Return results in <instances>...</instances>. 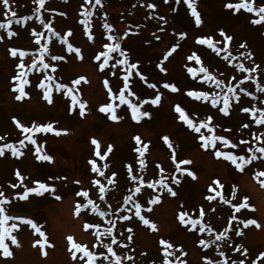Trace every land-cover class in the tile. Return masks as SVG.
I'll list each match as a JSON object with an SVG mask.
<instances>
[{
    "label": "rangeland",
    "instance_id": "1",
    "mask_svg": "<svg viewBox=\"0 0 264 264\" xmlns=\"http://www.w3.org/2000/svg\"><path fill=\"white\" fill-rule=\"evenodd\" d=\"M94 3V0H91ZM155 2V10L148 9L147 3ZM239 2V0H197V10L201 14L203 23L197 27L194 18L187 9L186 4L181 0L179 4L176 0H102V7L97 6L93 10L91 17L92 35L94 40H89L84 31V26L80 23L84 0H46L44 8L40 10V16L45 22H51L52 27L62 36L69 30L72 35L68 41L81 50L83 59H79L76 54L67 51V46L62 44L57 37H52L51 42L42 39L41 43H48L49 54L45 56V62L57 65L55 73L51 69H34L29 79L30 86H26L29 96L23 100H17L18 93L12 89L14 87L13 77L19 69V57H12L11 48L35 53L38 45L31 35L33 29L43 33L45 37L50 33L40 24L34 11L37 7L34 0H10V7L16 13V18L32 17L25 23L16 24L15 19L11 30L17 35L12 38L7 37L5 30H0V35L5 38L0 41V144L13 143L19 147L18 141L23 139V134L14 123L13 118L18 119L25 126L36 124L52 123L54 128L61 130L60 135L54 132L35 133L34 138L37 145H31L27 140L26 147L21 149L24 152L22 157H13L10 150L5 151V155L0 157V191L4 192L9 203L5 205L9 215L25 217L34 220L45 232L48 243L44 245L42 254L40 245H34V241L41 239L39 234L21 221H16L19 225L13 234L17 236L19 247L12 245L11 257H4L0 254V264H82L77 259L73 260L68 251V236L74 237L78 243L85 244L90 250L104 251L111 260V254L98 245L95 237L96 228L85 230L84 225H99L100 231L109 227V221L115 222L112 235L116 237L117 243L113 245L114 251L121 256V264H163L161 239L168 240L174 245L172 251L175 255H180V250L186 255L180 256L186 264H206V259H210L214 264H228L232 261L244 260V264H264V258L257 259L261 252H264V186L260 181L264 176L258 177L260 172H264V158L253 160L245 166V170L240 172L235 169L230 162L217 159L214 151H205L200 147L197 134L189 130L177 119L174 105L179 103L196 119L205 120L212 116V125L216 129V134L225 135L239 146L236 149L225 148L218 143V147L224 151H233L236 154L251 155L247 153V148L251 146L253 150L260 145L256 137L264 134V126L254 123L249 113L241 111L243 107L264 108V93L257 90L256 83L264 85V25H254L250 21L256 18L253 13L244 10L236 13L226 9L225 3ZM264 5V0H255V6ZM175 9V11H173ZM64 13V15H60ZM154 13L153 15H150ZM163 15L168 21L159 20ZM11 18L8 10L0 4V22L6 23ZM113 25V34L119 37L118 43L128 54L130 62H138L139 70L148 78V83H156L157 89H150L144 81L133 72L130 78L131 87L137 96L129 97L134 103L148 99L159 91L162 97L158 106L144 104L141 110L151 113L150 117L142 118L139 122L131 119V111L127 105H121L117 109V114L121 117L118 121H112L108 115L99 111L100 106L110 102L107 88L104 81L108 80L113 91L122 87V77L126 74L125 65H118L112 68V64L118 59H122L119 53H112L109 66L100 71L99 63L95 60L104 43H107V30L103 27L105 23ZM231 35L233 40L227 45V50L237 59L231 64L223 59L226 52L215 54L207 46L196 43L198 37L212 36L215 41L221 42L217 46H224L220 31ZM128 33L127 36L124 33ZM184 32L187 35L181 39L178 33ZM156 37H159L157 39ZM117 43V40L115 41ZM175 44H178L174 52L167 60L163 59L164 54ZM241 44H246V48H241ZM197 53L204 62V66L209 71L221 79L225 84H232L237 88L240 95V102H232L230 115L225 116L218 111V107H213L209 101H194L186 95L188 90L220 92L213 83H205L200 77L192 78L187 72V67L199 68L195 61H188L187 56ZM251 52L252 59L241 56L240 53ZM51 55H63V61H52ZM32 56L25 57V63L30 65ZM103 59V58H102ZM243 63L248 68L259 65V68L251 73L252 80H244L248 73H241L236 65ZM157 65L166 68V72L161 73ZM47 72L54 76L53 100L48 104L43 99V90L37 87L38 82L43 79V73ZM116 73V75H113ZM202 75V74H201ZM85 77L87 82L81 81L79 85H73L72 81L79 77ZM236 79L233 80L232 78ZM241 81H243L241 83ZM174 83L180 89L177 93H172L163 88L164 83ZM63 83L74 90L78 89L79 97L87 102L85 115H79L76 111H70V98L65 96L63 91L57 92L55 84ZM243 87L252 95L240 93L239 88ZM226 91V88L224 89ZM118 103V101H117ZM248 123L249 128L244 129L242 125ZM231 129V131H225ZM202 131L206 132L205 129ZM169 136L176 149V160L187 159L192 161L189 165H181L196 174V179H192L186 173L180 176L176 173V165L171 158V150L164 144L162 137ZM139 136L142 143L148 144V149L143 159L145 167L142 169L139 164L141 157L135 151L139 145L134 137ZM95 138L100 142L101 153L107 150L108 145L113 146V151L103 161L94 155L95 146L91 140ZM240 140H247L249 143L240 145ZM42 146V154L53 157L52 162L38 161L36 159L35 147ZM264 146V145H261ZM259 155V154H257ZM97 160V166L105 172V177L117 173L115 185L107 184L105 177H100L91 171L89 161ZM107 164V169L103 165ZM131 164L133 175L142 177L146 182L160 178L161 175L168 178V183L177 192L172 197L167 191L162 194L158 191L142 186V192L134 197L141 205L142 215L157 225V230L152 231L144 225L133 212L129 213L128 208L132 204L124 203V197L130 194L138 181H132L128 174L127 165ZM163 168V173L160 172ZM19 170L24 177L23 184L15 176ZM173 175L180 176L181 183L173 185L171 178ZM51 178V179H50ZM100 179L106 187L104 199H100L99 186L93 183ZM219 179L224 185L222 191L225 199L231 200L234 204L243 202L247 197L246 207L235 212L231 204H224L219 197L216 200L208 201L205 197L209 185L213 180ZM40 180L54 186L55 193H45L43 196L30 194L27 200H20L17 193H22L24 187H34L33 181ZM79 181V183H76ZM12 184H17L12 188ZM87 191L89 196H77V192ZM233 192L235 197L233 198ZM149 193L161 195V201L156 205L147 203L151 199ZM56 196L61 197L56 199ZM87 199H92L101 211L110 212L103 217L88 209H81L76 215L77 204L86 203ZM183 206V207H181ZM152 211L148 212L147 208ZM203 207L205 216L204 223L210 225L215 231L208 232L190 231L182 226L177 215L181 210L189 211L196 218L199 209ZM120 209V211H117ZM121 215H131L129 221L119 219ZM232 215L238 217L232 221V227L228 231L225 240L216 241L215 237L228 227V221ZM255 219L260 225H249L245 228L240 220ZM11 223V222H9ZM131 227L132 233L126 229ZM234 230H239L243 235L237 236ZM131 235L129 241L127 237ZM209 241V246L205 248L199 240ZM104 243H110L111 238L102 236ZM212 241H215L212 243ZM52 245V246H49ZM240 251H236L237 247ZM248 252L245 255L243 249ZM225 253L224 257L219 252ZM2 252V250H0ZM79 253L77 256L79 257ZM131 256L132 260L124 259ZM169 259L175 260V256ZM98 264H108V261L98 260Z\"/></svg>",
    "mask_w": 264,
    "mask_h": 264
},
{
    "label": "snow or ice",
    "instance_id": "2",
    "mask_svg": "<svg viewBox=\"0 0 264 264\" xmlns=\"http://www.w3.org/2000/svg\"><path fill=\"white\" fill-rule=\"evenodd\" d=\"M35 4L37 5L36 9L34 10L37 13L36 18L39 19V22L43 27L47 30L48 33L51 34V36L45 37L43 33H40L36 31L35 29L32 30L31 35L35 38L34 42L36 45H38V48L36 49L35 53H30L26 50H21L17 48H11L10 54L12 57H19V63L17 64V68L19 71L17 74L13 77L14 81V87L13 91L18 93L16 95L17 100H23L26 97L29 96V93L26 91V86H30L31 81L29 79L30 73L34 69L42 68V69H51L52 73H55L57 70V65L55 64H49L45 62V56L49 54V46L48 43H41L42 39H47L49 43L51 42L52 37H57L60 42L67 46V51L70 53H75L76 56L79 59H83V56L81 54V50L78 47H74L69 41L68 37L72 35L71 30L67 31L63 36L58 33L53 27L51 22H45V19L42 18L40 14V10L44 8L46 0H34ZM165 3H168V0H164ZM181 0H176V3L179 4ZM183 2L186 4L187 9L190 11L191 16L194 18L195 25L197 27L201 26L203 23V20L201 18L200 12L197 10V0H183ZM0 4L3 5L5 9L8 10V13L10 14L11 18L7 19L6 23L0 22V30H5L7 32V37L12 38L13 36H16L17 33L11 30V26L13 24V20L15 19L16 24H22L25 23L27 20L32 19V17H22L17 19L16 13L12 11L10 7V0H0ZM84 4L90 5V7H85L83 4L81 5L82 8V19L80 20V23L84 26V31L88 35L89 40H94V36L92 35V26H91V17L93 15V10L96 9L97 6H103L102 0H94V3L91 2V0H84ZM146 7L148 9L155 10L157 8V4L155 2H150L146 4ZM224 7L229 10H233L236 13L241 12V10L246 11L247 13H253L256 18L251 19V23L254 25H264V5H261L259 7L255 6V0H239V2L233 3L228 2L225 3ZM175 11V9H173ZM154 13H151L150 15H153ZM60 15H64V13H60ZM159 20L164 21V23H167L168 21L165 19L163 15L159 16ZM103 27L107 30V43H104L101 50L97 55H95L96 61H101L99 63V69L100 71H104L109 66V60L111 59L112 53H119L120 57H123L122 59H118L116 63L112 64V68H116L118 65H125V72L126 74L122 77V87L118 88L117 91H113V88L109 85V81L105 80L104 85L107 88L108 95L110 97V102L103 104L100 106L99 111L101 113H105L108 115V118L112 121H118L121 119V117L117 114V109L121 105H127V108L131 111V119L133 121L139 122L142 118L150 117L151 113L147 110H141L142 106L144 104H151L152 106H158L161 103L162 97L159 91H156L154 96L148 99L140 100L139 103H134L129 97L137 96V93L133 90V88L130 86L132 81L131 77L133 75V72L135 71V74L139 77L141 81H144L147 84V87L150 89H157L156 83H148V78L145 76L140 70H139V63L138 62H130L129 54L128 52L121 47L120 43H116L117 37L113 34V25L111 23H105ZM220 36L223 38L222 43L224 46L218 47L217 45L221 42L215 41L212 36H202L198 37L196 40V43L199 45L207 46V48L211 49L215 54L219 55L221 52H226L227 54L224 55L223 59L225 61H228L229 64L232 63L233 60L237 59V57L233 56L230 51L227 50V45L231 43L233 40V37L231 35L226 34L223 30L220 31ZM125 36L128 35V33H124ZM181 39H183L187 34L184 32L178 33ZM5 37L0 35V41H2ZM159 39V37H156ZM179 47L178 44L173 45L163 56L164 60H167L174 52H176L177 48ZM241 48H246V44H241ZM32 56L31 64L28 65L25 63V57ZM241 56H245L247 59H252L253 54L251 52L247 53H240ZM103 58V59H102ZM65 57L63 55H51L52 61H63ZM188 61H195L196 64L199 65V68L196 67H187V72L192 76V78L200 77L205 83H213L215 86L219 89H221L220 92H208V91H198V90H188L186 92V95L193 99L194 101H209L211 102V105L213 107H217L222 104V106L218 107V111L223 113L225 116L230 115V109L232 108V102L235 100L236 103L240 102V95L238 94L237 88L234 87L232 84H225V82L221 79H218L216 75H214L212 72L209 71L208 67L204 66V62L201 59V57L193 52L190 55L187 56ZM159 68V71L161 73L166 72V68L162 65H157ZM236 68L241 73H248L249 75H246L243 77L244 80H252L253 77L251 76V73L255 72L259 65H256L253 68L246 67L243 63H239L236 65ZM202 74V75H201ZM113 75H116V73H113ZM233 80L236 78L233 77ZM81 81L87 82L86 78L81 76L74 81H72L73 85H79ZM53 82H54V76L48 74L47 72L43 73V79H41L37 87L39 89L43 90V99L48 103L52 104L54 102L53 100ZM243 81H241L242 83ZM257 90L261 93H264V85H261L259 82L256 83ZM163 88L168 89L172 93H177L180 91V89L177 87L174 83H164ZM226 88V91L224 90ZM55 90L57 92L63 91L64 95L70 98V111H76L77 106L79 109V115L84 116L85 115V109L87 107V102L83 101L78 93V89L74 90L73 87H69L66 84L63 83H57L55 84ZM240 93H245L246 95L251 96L252 93L248 92L245 88L240 87L239 88ZM118 101V103H117ZM174 111L177 115V119L183 123L189 130H191L193 133L197 134V138L200 141V147L204 149L205 151L212 149L214 151V156L217 159H223L227 162H230L231 165L235 167L236 170L243 172L245 170V166L249 165L253 162V160L264 158V134L261 136L256 137V140L260 141V145H258L255 150L251 146L247 148V153H251V155H243V154H236L233 151H224L221 150L220 147H218V143L222 145L225 148L230 149H236L239 145L236 143H233L231 139H229L225 135H219L216 134V129L212 125V116H208L205 120H199L197 121L194 119L188 111L184 107L181 106V104L177 103L174 105ZM244 113H249L252 117V120L255 124L264 126V108H250V107H243L241 109ZM14 123L18 129L21 130L23 134V139H20L18 141L19 147H17L13 143H3L0 144V157H3L5 155L6 150H10V153L13 157H22L24 155V152L21 150L26 147L25 141L27 140L31 145H37V140L34 138L35 133H49L54 132L56 135H60L61 130H57L54 128L52 123L48 124H36L33 123L31 126H25L22 124L18 119L13 118ZM242 128L247 129L249 128V124L245 123L242 125ZM202 129H205L206 132L202 131ZM225 131H231V129H225ZM0 140H4L3 136H0ZM134 140L138 147L135 148V151L139 153V156L141 159L138 161L140 164V167L143 169L145 167V160L143 157L145 156V153L148 149V144L142 143L141 138L139 136L134 137ZM162 140L164 144L167 146L168 149L171 150V158L173 160V163H175L176 173H179L180 176H183L185 173L191 177L192 179H196V174L191 171L188 168H182L181 165H189L192 163V161L187 159H182L177 161L176 160V149L174 148V145L172 143V140L169 138V136L165 135L162 137ZM92 145L95 146V152L94 155L99 158V160L103 161L107 158V156L112 153L113 146L108 145L107 150L101 153V145L100 142L93 138L91 140ZM240 145L248 144L249 142L247 140H240ZM43 149L42 146L35 147V153H36V159L38 161H46V162H52L53 157L48 154H42ZM259 154V155H257ZM89 164L91 165V171L93 173H97L100 177H105V172L101 169V167L97 166V160L92 159L89 161ZM108 165L104 164L103 168L107 169ZM128 174L131 177L132 181H138L136 186L130 190V194L124 197V203L132 204V208H128L127 211L129 213L133 212L134 209V215L135 217H138L140 221L143 222L144 225L148 226L152 231L157 230V225L155 223H152L149 219H147L144 215H142V208L143 206L141 203H139L137 200L134 199V197L137 196V194H140L142 192V186L146 185L148 189H152L153 191H158L159 193H163L164 191H167L168 194H170L172 197H175L177 195V192L174 191L173 187L169 185L168 178L161 175L159 179L153 180V181H145L142 177H137L136 175H133V168L132 165H127ZM164 169L160 168V172L163 173ZM15 176L20 180L21 184H23L24 177L22 176L21 172L19 170H16ZM116 176L117 173L113 172L111 176L105 177L107 180V184L109 185H115L116 183ZM180 176L173 175L171 178L173 185H179L181 183ZM264 176V172H260L258 174V177ZM51 179V178H50ZM76 183H79V181H76ZM93 183L97 186H99V194L100 199L103 200L105 193H106V187L103 183H101L100 179H96L93 181ZM261 185L264 186V180L260 181ZM34 187H24L22 193H17V197L20 200H27L29 198L30 194H34L35 196H43L45 193H55L54 186H51L47 183L41 182L40 180L33 181ZM17 184H12V188H16ZM224 185L221 183L219 179L213 180L212 184L209 185L208 194L205 198L208 201L216 200L217 197H219L220 201H222L224 204H231L232 208L235 210V212H240L241 209L246 207H251L247 204V197H244L243 202L239 204H234L231 202V200L225 199L222 191L218 189H223ZM151 199L147 201V203L151 205H156L161 201V195H153L152 193H149ZM77 196H83L87 198L89 196V193L87 191H80L77 192ZM235 197V192H233V198ZM61 197L56 196V199H60ZM9 203V200L7 197H5L4 192L0 191V254H2L4 257H11L13 255V252L9 248V244L6 243L7 241H10L12 245H15L19 247V242L17 239V236L13 234L14 230H17L19 228V225L16 223V221H21L22 224L30 226L32 229L35 230L36 233L39 234V237L41 239H37L34 241V245H40L42 254L46 255V252H43L44 245L48 243V238L44 231L41 230V228L37 225V223L32 220L25 217H19V216H13L9 215L6 212L5 205ZM89 206H91V211L94 213H97L99 216L103 217L105 215H109L110 212H104L101 211L98 207V205L92 200L87 199L86 203L84 204H77L76 206V215H79L81 212V209H88ZM183 207V206H181ZM117 211H120V209H117ZM148 212L152 211L151 207L147 208ZM204 216L205 212L203 207L199 209V214L196 218H193V216L189 213V211L181 210L178 212L177 220L178 222L187 228L190 231H199L200 233L208 232L209 234H212L215 229H213L210 225L204 223ZM122 221H129L132 219L131 215H121L119 217ZM238 217L236 215H232L228 221V227H226L223 231H220L216 237L215 240H225L228 236V231L232 227V221L237 220ZM11 222V223H9ZM240 223L247 228L249 225H255L257 228L260 227L258 222L255 219H248V220H240ZM109 227L105 228L103 231H100L99 225H92V224H85L84 228L85 230L89 228H96L95 237L98 245H102L104 249L107 250V253L111 254L112 259H109V256L104 253V251L96 252L93 250H90L89 247L85 244L78 243L75 241L74 237L68 236L67 241L69 244L68 251L71 253L72 259L75 261L79 259L82 264H98V260L108 261V264H121V256L117 255L116 251L113 249V245L117 243V239L115 236L112 235L113 229L115 228V222L109 221ZM128 233H132L133 229L131 227H128L126 229ZM235 234L237 236L243 235V233L239 230H234ZM102 236H108L111 238L110 243H104L101 240ZM127 239L130 241L132 239V236L129 235ZM215 241H212L214 243ZM160 245H162V252H163V264H186L184 260H181L180 256L186 255L180 250V255H175V252L172 251L174 249V245L169 242L168 240L161 239L159 241ZM199 243L203 245L205 248L209 246V241L201 239L199 240ZM52 246V245H49ZM236 251H240V247L238 246ZM248 250L245 248L243 249V253L246 255ZM80 254L79 257L77 254ZM219 255L221 257L225 256V253L223 251L219 252ZM175 256V260L169 259L170 257ZM260 258H264V252L260 253V256L257 258L258 260ZM124 259L132 260L133 258L131 256H127ZM206 259V264H214V262L210 259ZM224 264H228V261L225 260ZM232 264H237V261L233 260ZM239 264H244V260H240ZM253 264H257L256 261H253Z\"/></svg>",
    "mask_w": 264,
    "mask_h": 264
},
{
    "label": "water",
    "instance_id": "3",
    "mask_svg": "<svg viewBox=\"0 0 264 264\" xmlns=\"http://www.w3.org/2000/svg\"><path fill=\"white\" fill-rule=\"evenodd\" d=\"M118 39H119V37H117V43H118Z\"/></svg>",
    "mask_w": 264,
    "mask_h": 264
}]
</instances>
